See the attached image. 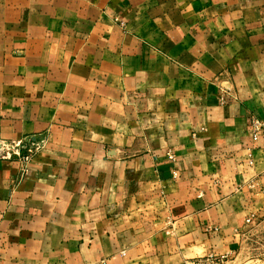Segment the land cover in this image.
Masks as SVG:
<instances>
[{
  "label": "crops",
  "instance_id": "1",
  "mask_svg": "<svg viewBox=\"0 0 264 264\" xmlns=\"http://www.w3.org/2000/svg\"><path fill=\"white\" fill-rule=\"evenodd\" d=\"M250 115L264 0H0V136L48 134L26 175L0 159V264L232 254L264 216Z\"/></svg>",
  "mask_w": 264,
  "mask_h": 264
},
{
  "label": "built area",
  "instance_id": "2",
  "mask_svg": "<svg viewBox=\"0 0 264 264\" xmlns=\"http://www.w3.org/2000/svg\"><path fill=\"white\" fill-rule=\"evenodd\" d=\"M230 91L229 82L224 85L221 84L223 96H227ZM225 96L222 99L223 101ZM248 122L249 130L253 138H257L264 133V121L254 115H250ZM47 141L48 134L45 133L32 134L14 140H6L0 136V159L16 161L20 167V174L24 176L29 171L28 165L30 161L45 147ZM248 156L249 163L252 164L253 158L251 153ZM169 158L172 161L175 160V156L171 153H169ZM255 218V215H250L246 218L245 224L251 223Z\"/></svg>",
  "mask_w": 264,
  "mask_h": 264
},
{
  "label": "rangeland",
  "instance_id": "3",
  "mask_svg": "<svg viewBox=\"0 0 264 264\" xmlns=\"http://www.w3.org/2000/svg\"><path fill=\"white\" fill-rule=\"evenodd\" d=\"M187 264H264V216L245 224L232 254Z\"/></svg>",
  "mask_w": 264,
  "mask_h": 264
}]
</instances>
